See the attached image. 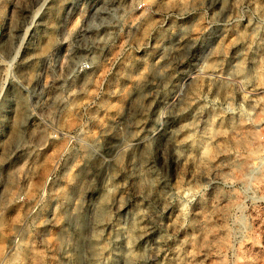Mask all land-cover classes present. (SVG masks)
<instances>
[{
	"label": "rangeland",
	"instance_id": "rangeland-1",
	"mask_svg": "<svg viewBox=\"0 0 264 264\" xmlns=\"http://www.w3.org/2000/svg\"><path fill=\"white\" fill-rule=\"evenodd\" d=\"M146 2L0 0V264H264V0Z\"/></svg>",
	"mask_w": 264,
	"mask_h": 264
},
{
	"label": "bare ground",
	"instance_id": "bare-ground-1",
	"mask_svg": "<svg viewBox=\"0 0 264 264\" xmlns=\"http://www.w3.org/2000/svg\"><path fill=\"white\" fill-rule=\"evenodd\" d=\"M93 2H94V1H93ZM105 2H106V1H105ZM113 2H114V0H113ZM255 2H256V1H255ZM89 3H90V2H89ZM107 3H108V2H107ZM107 3H105V4H107ZM110 3H112V2H110ZM259 3H260V2H259ZM101 4H102V3H101ZM105 4H104V5H105ZM104 5H103V6H104ZM258 5H259V4H258ZM88 6H90V5H88ZM97 6H98V5H97ZM260 6H261V5H260ZM262 6H263V3H262ZM261 8H262V7H261ZM227 40H228V39H227ZM225 41H226V40H225ZM226 42H227V41H226ZM223 43H224V42H223ZM223 43H222V44H223ZM227 44H228V43H227ZM218 45H220V43H219ZM223 45H224V44H223ZM221 46H222V45H221ZM221 46H220V47H221ZM222 47L225 48V46H222ZM222 47H221V49H223ZM221 49H220V50H221ZM241 66H242V65H240L239 67H241ZM238 69H239V68H238ZM242 69H244V68H242ZM242 69H240V70L243 71ZM241 71H240V73H241ZM243 72H244V71H243ZM242 74H243V73H242ZM242 74H241V75H242ZM245 74H246V73H245ZM210 124H211V123H210ZM213 126H214V125H213ZM207 127H208V126H207ZM211 127H212V126H211ZM208 129H209V128H208ZM215 129H216V128H215ZM210 130H211V128H210ZM208 131H209V130H208ZM217 131H218V130H217ZM210 132H211V131H210ZM212 133H213V132H212ZM210 136H211V135H210ZM187 138H189V137H187ZM190 138H191V137H190ZM181 140H182V139H181ZM181 140H180V141H181ZM189 141H190V140H189ZM179 143H180V142H179ZM146 144H147V143H145V145H146ZM183 144H184V143H183ZM177 145H178V144H177ZM194 145H195V144H194ZM196 147H197V146H196ZM196 147H195V148H196ZM208 147H209V146H208ZM188 148H189V147H188ZM197 149H198V148H197ZM202 149H203V148H202ZM189 151H191V150H189ZM193 151H194V149H193ZM188 153H189V152H188ZM199 153H200V152H199ZM201 153H202V151H201ZM178 154H179V153H178ZM203 154H204V153H203ZM179 155H180V154H179ZM182 155H183V154H182ZM188 155H192V154L189 153ZM200 155H202V154H200ZM200 155H199V156H200ZM192 156H193V158H194L195 154L192 155ZM204 156H206V154H205ZM181 158H182V157H181ZM189 158H190V157H189ZM201 158H202V157H201ZM206 158H207V157H206ZM192 160H193V159H192ZM196 161H197V157H196ZM194 162H195V161H194ZM178 187H179V186H178ZM178 187H177V188H178ZM179 188H180V187H179ZM179 188H178V189H179ZM181 190H183V188H182ZM183 191H184V190H183ZM181 192H182V191H181ZM186 192H187V191H186ZM177 210H178V209H177ZM179 210H180V208H179ZM179 210H178V211H179ZM181 210H182V209H181ZM134 212H136V211H134ZM139 212H140V211H139ZM179 212H180V211H179ZM173 213H174V212H173ZM175 213H176V212H175ZM181 213H182V211H181ZM136 214H138V213H136ZM139 214H140V213H139ZM181 215H182V214H181ZM56 216H57V215H56ZM136 216H137V215H136ZM172 216H173V215H172ZM55 218H56V217H55ZM57 218H58V217H57ZM137 218H138V217H137ZM56 220H58V219H56ZM80 220H81V219H80ZM137 221H138V220H137ZM137 221H135V222H137ZM176 221H177V220H176ZM177 222H179V221H177ZM177 222H176V223H177ZM137 223H139V222H137ZM172 223H173V222H172ZM135 224H136V223H135ZM135 224H134V225H135ZM173 224H174V223H173ZM177 224H178V223H177ZM179 224H180V223H179ZM179 224H178V225H179ZM119 225H120V224H119ZM169 225H170V224H169ZM174 225H175V224H174ZM178 225H177V226H178ZM117 226H118V225H117ZM120 226H123V225H120ZM172 226H173V225H172ZM177 226H176V227H177ZM173 227H174V226H173ZM116 228H118V227H116ZM123 228H125V227L123 226ZM127 228H128V227H127ZM140 228H141V227H140ZM131 229H132V228H131ZM133 229H134V226H133ZM135 229H136V227H135ZM121 231H122V230H121ZM121 231H120V232H121ZM127 231H128V230H127ZM120 232H119V233H120ZM129 232H130V231H129ZM138 232H139V231H138ZM123 233H125L124 230H123ZM136 233H137V231H136ZM121 235H122V234H121ZM123 235H125V234H123ZM128 236H129V235H128ZM128 238H129V237H128ZM93 240H94V239H93ZM131 241H132V239H131ZM131 241H129V242H131ZM90 242H91V241H90ZM129 242H128V243H129ZM91 243H92V242H91ZM93 243H95V242H93ZM131 243H132V242H131ZM95 244L97 245V243H95ZM125 244H126V243H125ZM132 244H133V243H132ZM89 245H90V244H89ZM130 245H131V244H130ZM101 247H102V246H101ZM127 247H130V246H127ZM127 247H126V248H127ZM132 247H134V246H132ZM95 248H96V250H97V249H98V246L94 247V249H95ZM91 249H93V247H92ZM94 249H93V250H94ZM99 249H100V248H99ZM99 249H98V250H99ZM103 249H105V247H104ZM103 249H102V250H103ZM128 249H130V248H128ZM93 250H92V251H93ZM18 251H19V250H18ZM23 251H24V250H23ZM126 251L128 252L129 250H126ZM130 251H131V250H130ZM24 252H25V251H24ZM24 252H23V253H24ZM96 252H98V251H96ZM100 252H101V251H100ZM134 252H135V251H134ZM136 252H137V251H136ZM93 253H94V252H93ZM16 254H17V253H16ZM19 254H20V253H19ZM25 254H26V253H25ZM98 254H99V252H98ZM98 254H97V256H98ZM125 254H127V253H125ZM125 254H124V255H125ZM135 254H136V253H135ZM127 255H128V254H127ZM138 255H139V254H138ZM135 256H136V255H134L133 252L131 251V253L129 254V256H128V257L126 256V258L129 259V261H130V259H131V258H134ZM21 257H22V256H21ZM21 257H20V259H21ZM95 257H96V255H95ZM99 257H100V256H99ZM22 258H23V257H22ZM97 258H98V257H97ZM97 258H96L95 262L97 261ZM14 259H16V258H14ZM100 259H104V258H100ZM127 259H126V261H127ZM105 260H106V259H105ZM108 260H109V259H108ZM123 261H125V260H123ZM20 262H21V261H20ZM131 262H132V259H131L130 263H131ZM124 263L126 264V262H124ZM127 263H128V261H127ZM163 263H164V262H163ZM165 263H166V262H165ZM90 264H91V263H90ZM96 264H97V263H96ZM104 264H105V263H104ZM107 264H108V263H107ZM161 264H162V263H161Z\"/></svg>",
	"mask_w": 264,
	"mask_h": 264
},
{
	"label": "built area",
	"instance_id": "built-area-1",
	"mask_svg": "<svg viewBox=\"0 0 264 264\" xmlns=\"http://www.w3.org/2000/svg\"><path fill=\"white\" fill-rule=\"evenodd\" d=\"M147 4L146 0H139V7H143ZM86 68H89V65H85Z\"/></svg>",
	"mask_w": 264,
	"mask_h": 264
}]
</instances>
